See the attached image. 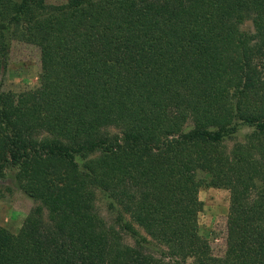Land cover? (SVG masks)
<instances>
[{
	"label": "trees",
	"instance_id": "trees-1",
	"mask_svg": "<svg viewBox=\"0 0 264 264\" xmlns=\"http://www.w3.org/2000/svg\"><path fill=\"white\" fill-rule=\"evenodd\" d=\"M53 1L0 0V72L11 37L41 64L0 95V175L35 203L0 264H264V0ZM202 185L229 191L220 254Z\"/></svg>",
	"mask_w": 264,
	"mask_h": 264
},
{
	"label": "rangeland",
	"instance_id": "rangeland-1",
	"mask_svg": "<svg viewBox=\"0 0 264 264\" xmlns=\"http://www.w3.org/2000/svg\"><path fill=\"white\" fill-rule=\"evenodd\" d=\"M12 1L19 2L20 0ZM53 2L49 0V3ZM242 29L250 30V23L244 24ZM40 70L39 48L20 38L11 37L9 55L0 72V95L5 108L13 107L19 95L38 88ZM251 131L252 129L247 126H240L234 138L226 142V149L230 150L235 143L241 142L243 137ZM111 132L117 133L120 137L119 130L113 129ZM18 172L17 165H7L0 175V227L11 234H17L29 211L35 205L33 200L27 197L19 187ZM198 198L203 205L198 215L199 233L208 239L214 252L220 254L224 249L226 237L229 191L225 188L202 185ZM92 199L100 215L105 221L110 222L114 214L108 206L105 195L96 190ZM127 242L132 244L130 239H127Z\"/></svg>",
	"mask_w": 264,
	"mask_h": 264
}]
</instances>
